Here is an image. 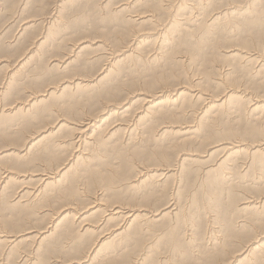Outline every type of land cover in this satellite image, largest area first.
<instances>
[{"label": "bare ground", "instance_id": "obj_1", "mask_svg": "<svg viewBox=\"0 0 264 264\" xmlns=\"http://www.w3.org/2000/svg\"><path fill=\"white\" fill-rule=\"evenodd\" d=\"M37 1L0 55V264H264V0Z\"/></svg>", "mask_w": 264, "mask_h": 264}, {"label": "rangeland", "instance_id": "obj_2", "mask_svg": "<svg viewBox=\"0 0 264 264\" xmlns=\"http://www.w3.org/2000/svg\"><path fill=\"white\" fill-rule=\"evenodd\" d=\"M15 1H17V2H15ZM88 0H83V2H87ZM92 1V0H91ZM90 1V2H91ZM94 2H96V4H94V6L95 5H99V0H93ZM92 1V2H93ZM101 1V0H100ZM102 1H104V0H102ZM102 1H101V3H102ZM117 0H115V2H116ZM118 1H120V0H118ZM117 1V2H118ZM13 2H15V3H18V0H0V55L2 56V54L4 53L5 54V52L8 54V55H10V56H12V60H10L12 63H11V65H12V67L13 66H15V63H16V61L18 60L17 58L21 55V50L23 49V48H29L30 47V43H28L29 42V40L28 39H30L29 38V35H28V33L29 32H32L33 34V36H35V35H37V34H39V33H41L42 31H43V27H41L40 25L39 26H37L36 28H34V29H31L30 31H28V33L26 34V35H24L22 38H20V40H19V42H17L16 43V40L18 39V37H19V32H20V29L22 28V23L25 21V19L27 20V19H29V18H32V17H29V15H31V14H34V13H37L38 11H35V8H36V5L37 4H39L40 3V1H37V2H33V3H30L29 5H28V7L23 11V10H21V8L19 7V5L18 4H15V3H13ZM78 1H76V2H74V3H77ZM93 2V3H94ZM97 2H98V4H97ZM12 3H13V5H12ZM93 3H90V5L91 6H93ZM15 4V5H14ZM14 6V7H13ZM73 6V7H72ZM75 6V7H74ZM94 6H93V8H94ZM49 7H50V5H49ZM73 8V9H72ZM20 9V10H19ZM68 9L70 10L68 13L69 14H67V17H69V18H71V17H73V16H75L76 14H79V10L76 12V5H69L68 6ZM79 9V8H78ZM20 11V12H19ZM93 10H91V11H88V13L90 14V17H89V21L91 22V23H89V26L90 27H92V29H95V25H94V23L92 22V20H91V13H93L92 12ZM72 12H75V13H72ZM74 14V15H73ZM69 15H72V16H69ZM20 26H21V28H20ZM41 28V29H40ZM81 29H83V28H81ZM81 29H79V27L77 28V27H75V28H73V30H76V31H74L73 33L71 32V34L69 35V37H70V40H68L69 42H68V44L66 43L67 42V40L64 42V43H66V45L67 46H71L72 45V43H74L75 41H77V40H81V38L83 37V36H85V35H89V36H91V35H93V30L91 29H89L88 28V30H87V28H84V31L82 30V32H80L81 31ZM87 31V32H86ZM80 32V33H79ZM17 33V34H16ZM16 38V39H15ZM12 40H14V42L12 41ZM10 42V43H9ZM14 44H12V43ZM16 43V44H15ZM70 43V44H69ZM9 44H11V45H13V46H11V45H9ZM66 45H64L63 47H66ZM9 46H10V48H9ZM11 47H12V49H11ZM154 46H152V48H150V47H147L146 48V52H152V50H154ZM62 51H63V48L61 49ZM61 50L59 49L58 51L57 50H53V52H56V53H59V51H60V53H61ZM149 50V51H148ZM52 52V50L50 51L49 50V53H48V55H49V57H47L48 55H46V58H49L48 60H47V62L45 61V63L46 64H48V65H50V62H51V58H50V55L51 54H53V53H51ZM91 52V51H90ZM89 52V50H87L86 51V53H90ZM3 54V55H4ZM90 55H92V54H89L88 56H90ZM0 56V58H2ZM23 56V55H22ZM21 56V57H22ZM52 56V55H51ZM5 58V57H4ZM17 59V60H16ZM51 59V60H50ZM16 60V61H15ZM50 60V61H49ZM14 61V62H13ZM6 63V61H3V63ZM49 62V63H48ZM34 63V62H33ZM55 63H56V61H55ZM54 64V63H53ZM51 65H52V63H51ZM10 66V65H9ZM9 66H7L6 68H4V70L3 71H1L0 72V83H3L4 82V80L7 78V76H8V73L10 72L9 71V69L8 68H12L11 66L9 67ZM29 69H27L26 71H27V73L26 74H29V75H26L25 74V76H24V78H23V80H21L20 81V84H22V82H24V84H25V86L24 85H22V87L19 85L18 86V90L21 92H23L25 89H26V92L24 91V93H22V94H20V97L23 95V94H26V93H28L27 92V89H31L32 87H35V86H38L36 83H38L39 81H40V79H36V75H37V72L39 73V71L38 70H40V68L39 69H36V72H35V74H34V69H31V68H33L32 67V65L30 64L29 66ZM57 68V67H56ZM54 69L52 72H51V76L52 77H55L54 75H63V74H65V73H61V71H59L60 69L59 68H57V69ZM32 70V71H31ZM70 73H71V71H69ZM68 72V74H70ZM31 75V76H30ZM29 76V77H28ZM33 76H34V78H33ZM26 78V79H25ZM34 80V82H32L33 80ZM48 79H51V77L49 76V77H47V79L46 80H41V81H44V84L46 85V83L48 84L50 81H47ZM29 80V81H28ZM27 81V82H26ZM32 82V84L30 85V83ZM1 85V84H0ZM28 85V86H27ZM33 85V86H32ZM30 86H32V87H30ZM44 86V85H43ZM23 87H24V89H23ZM17 96V97H16ZM14 98H13V100L14 99H16V98H18V95H16ZM9 96H5V97H2V98H0V108L1 107H3L5 104H6V102H10V99H12V98H8ZM3 98H4V100H3ZM7 100V101H6ZM4 101V102H3ZM3 104V105H2ZM91 106V107H90ZM96 106H94V105H91V104H88V108H91V109H93V108H95ZM1 150H3V145L2 144H0V151ZM11 159V160H8V159ZM6 159V160H5ZM3 161H5V162H7V163H9V161H10V163H12V164H14L15 165V163H17V165H18V163H19V165H21L23 162H21V161H15V159L16 158H12V157H8V158H5ZM13 161V162H12ZM4 162V163H5ZM15 162V163H14ZM9 163V164H10ZM46 222H48V220L47 221H45V223ZM44 224L42 223V224H40V226H43ZM59 263V262H58ZM51 264H54V261H52V259H51Z\"/></svg>", "mask_w": 264, "mask_h": 264}]
</instances>
